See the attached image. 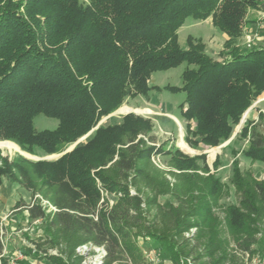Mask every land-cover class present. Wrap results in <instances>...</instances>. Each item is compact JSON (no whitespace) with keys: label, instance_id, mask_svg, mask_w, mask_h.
I'll return each mask as SVG.
<instances>
[{"label":"trees","instance_id":"obj_1","mask_svg":"<svg viewBox=\"0 0 264 264\" xmlns=\"http://www.w3.org/2000/svg\"><path fill=\"white\" fill-rule=\"evenodd\" d=\"M258 4L259 0H0V142H14L30 154L38 149L47 156L60 155L127 99L167 91L185 94L179 108L182 117L195 124L191 132L197 140L191 145L217 147L264 95V48L242 51L235 46L247 9ZM210 17L228 37L222 61L208 56L205 45L193 37H188L185 49L179 42V31L189 18ZM182 65V87L150 85L154 73ZM40 115L57 120V128L36 130L34 120ZM263 122L260 113L258 122L247 124L240 134L249 142L245 156L253 162L264 163ZM152 129L150 121L128 115L123 124L99 128L89 142L58 160L9 161L0 155V185L8 177L31 193L32 203L25 205L29 219L48 223L51 240L57 245L64 241L66 249L60 254L69 259L77 247L91 244L105 249L104 264H115L124 255L139 264L144 260L137 244L141 236L155 240L173 264H188L184 258L211 264L222 244L216 240L210 208L191 210L176 195L178 205L161 212L167 227L160 233L150 223L143 197L131 193L128 180L132 175L145 178L139 164L153 150L138 137ZM164 153L180 171L200 170L197 160L204 158L186 157L179 149ZM233 172L240 201L227 210L229 227L246 231L251 218L264 224V180L246 179L237 160ZM208 180V197L215 198L220 182L215 174ZM187 181L194 184L191 177ZM38 194L56 209L50 221L51 214L35 199ZM193 195L189 204L194 203ZM197 216L204 221L191 223ZM206 223L213 238L200 249L198 227ZM193 228L197 233L185 237ZM262 233L263 237L264 229ZM256 244V237H246L238 247L251 253ZM4 253L0 235V264H10ZM48 258L69 263L63 256ZM83 258L76 256L75 262Z\"/></svg>","mask_w":264,"mask_h":264},{"label":"rangeland","instance_id":"obj_2","mask_svg":"<svg viewBox=\"0 0 264 264\" xmlns=\"http://www.w3.org/2000/svg\"><path fill=\"white\" fill-rule=\"evenodd\" d=\"M188 37H193L196 41L202 42L205 45V53L212 59L222 61L220 53L224 51L228 37L214 26L212 17L205 21H197L189 18L179 31V42L183 49L186 48ZM235 46L242 51L264 48V0H259L257 8L247 9L242 36L235 41ZM185 68L186 65H182L169 71L154 73L152 77L153 82L150 85L161 88L165 86L182 87V74ZM157 93L151 92L146 98L138 97L135 99H127L120 109L103 118L97 126L104 129L121 125L123 124L124 118L128 115H135L136 117L151 122L153 127L152 131L148 133L147 130H143L138 137V139H143L147 142L148 148L153 149L151 154L139 164V168L145 172L146 176L145 178H140L132 175L127 182L131 193H139L143 197L147 209L150 211V223L154 225L155 231L160 233L167 227V217L163 216L161 212L167 211L171 205H178L176 195H179V197L185 200L186 206L191 207V210L195 209L194 211H197V207L201 205L210 208L212 212L211 218L213 220L215 219L216 222L217 239H215L222 244L219 253L215 256V261H210L211 264H264V236L262 237L261 235L263 234L264 224L262 220L255 218H251L252 220L248 219L247 230L240 232L232 230L227 222L228 208L231 206L238 207L240 201V195L232 182L234 161L237 160L242 173L248 175L245 176L246 179L264 180V163L253 162L245 156V152L249 149V142L240 136L244 126L253 122L257 123L260 113L264 115V95L255 101L246 111L241 119L243 123L240 122L235 127L229 139L222 140L215 148H209L201 144L191 145L192 141L197 140L191 132L195 130V124L184 119L179 108L185 101V94H173L167 91ZM123 108H128L131 111L126 114L121 113L120 111ZM168 108H172L174 112ZM170 116H174L179 120L182 133H180L179 126ZM261 124L260 131L264 133V122ZM34 125L39 132L46 130L53 131L57 128L58 121L40 115L35 118ZM93 136L94 133L78 146H83ZM150 138L154 139L151 143L149 142ZM181 139L194 151L193 154L186 153L180 148L179 141ZM1 143H13L18 146L11 141H2ZM19 149L20 152H10L0 148V155L9 161L24 158L34 163L38 161L32 159L33 157L42 160L49 157L38 149L34 150V154L25 152L20 147ZM173 149H179L186 157H204L197 160L200 170L180 171L177 169L171 155L164 153V150L169 151ZM211 152H213L214 158L211 157ZM215 165L218 166L217 169ZM206 169H209V172ZM107 171L108 175L112 179H115L113 170L107 169ZM210 174H215V177L221 185V189L215 198L208 197V190L211 184L208 180ZM189 177L192 178L194 184H186L188 183L187 179ZM119 182L123 183L121 180H117V183ZM23 190L25 189L13 183L8 177L3 178L0 193L4 197L8 196V198L0 202V235L3 236L6 248L11 244L10 249H13L10 255L6 249L4 260L9 261L10 264H56L48 258L50 256H63L64 259L68 260L67 254H60V251L66 249V244L62 239L59 240L58 245L51 240V234L48 232L50 229L49 224L40 220L31 221L29 219V213L25 205L32 203V195L28 196L26 194L27 196H22L20 191ZM193 193L194 203L189 204V195ZM104 196L106 198L110 197L106 193ZM36 198L41 201L47 213L51 214L49 221L52 220V214L55 211L50 207L48 201L42 199L40 194ZM18 203H20L19 208L16 206ZM15 218L17 224L14 222L16 227L13 230L12 221ZM190 221L191 223L198 224L204 220L202 216H197L191 218ZM6 223L9 224L6 225ZM198 229L197 236L201 242L200 249H203L213 237L210 234L208 223L202 225V227H198ZM51 230L52 232L54 231L53 229ZM196 231L193 228L189 233L185 234V237L197 233ZM246 237H256L260 241V244L252 246L251 253H245L238 247V242ZM13 241L16 245H12ZM137 244L142 249L144 255V260L140 261L139 264H173L166 252L159 249L158 243L155 240H146V238L140 236L137 239ZM79 247L75 249L74 255L69 259L68 264L83 263L85 257L80 263L75 262V257L80 256L77 253ZM18 253H22L23 257L18 258ZM88 253L89 255L86 261L89 262L99 256V253L95 250ZM184 260L188 264H194L190 259L187 260L184 258ZM115 264L134 263L124 255ZM182 264L184 263L182 262Z\"/></svg>","mask_w":264,"mask_h":264},{"label":"built area","instance_id":"obj_3","mask_svg":"<svg viewBox=\"0 0 264 264\" xmlns=\"http://www.w3.org/2000/svg\"><path fill=\"white\" fill-rule=\"evenodd\" d=\"M50 207L53 209V211H56V209L54 207H52L51 205H50ZM1 237H2V241H3V236L1 235ZM3 243H4V241H3ZM4 245H5V243H4ZM93 250H95L97 253H99V256L97 258H95L94 260L90 261V262L86 261L88 255H89L88 252L93 251ZM77 253L80 256L85 257V259H84L82 264H103L104 258L106 256V251H105V249L103 247H94L91 244H86V245L80 246L77 249ZM5 255H6V246H5V253H4L3 256L5 257ZM22 257H23L22 253H18V258H22Z\"/></svg>","mask_w":264,"mask_h":264},{"label":"bare ground","instance_id":"obj_4","mask_svg":"<svg viewBox=\"0 0 264 264\" xmlns=\"http://www.w3.org/2000/svg\"><path fill=\"white\" fill-rule=\"evenodd\" d=\"M130 111L131 110L128 109V108H125V109L123 108V110H121L120 112L126 114V113H129ZM179 146L186 153H190V154L194 153V151L182 139L179 141ZM0 148L3 149V150H8L10 152H13V151L20 152L19 147L14 145L13 143H0ZM27 157H29V156H27ZM211 157L214 158L213 152H211Z\"/></svg>","mask_w":264,"mask_h":264},{"label":"water","instance_id":"obj_5","mask_svg":"<svg viewBox=\"0 0 264 264\" xmlns=\"http://www.w3.org/2000/svg\"><path fill=\"white\" fill-rule=\"evenodd\" d=\"M241 123H243V121H241ZM99 127H96L94 130H92L89 134H87L85 137H83L82 139H80L79 141H77L74 145H72L70 148H68L63 154L60 155H54V156H49L45 159H38L36 157H33L32 159L37 160L38 162L40 161H53V160H58L59 158H61L62 156L72 152L76 147H78V145L83 142L86 138H88L91 134H93L96 130H98ZM1 143V142H0ZM221 148V147H220ZM29 158V157H28Z\"/></svg>","mask_w":264,"mask_h":264},{"label":"crops","instance_id":"obj_6","mask_svg":"<svg viewBox=\"0 0 264 264\" xmlns=\"http://www.w3.org/2000/svg\"><path fill=\"white\" fill-rule=\"evenodd\" d=\"M151 82H153V79H152V81ZM151 82H150V84H151ZM154 92H156V91H154ZM163 92H165V91H163ZM157 93V92H156ZM158 94V93H157ZM169 110H171L172 112H174L173 111V109L171 108H168ZM170 118L179 126V128H180V133H182L181 132V127H180V122H179V120H177L174 116H170ZM2 186V184L0 185V187ZM22 190V189H21ZM24 191H25V193H24ZM20 193H21V195L23 196V195H25V196H30L31 194L27 191V190H23V191H20ZM27 194V195H26ZM6 198H8V196H6V197H4L3 195H1V193H0V202L2 201V200H4V199H6ZM31 200V199H30ZM14 222L17 224V220H16V218L14 219V221H12V229L14 230L15 229V227H16V225L14 224ZM9 223H6V225H8ZM0 226H1V224H0ZM12 245H16V243L13 241L12 242ZM9 247V249L8 248H6L7 249V252L9 253V255H10V253H11V251L13 250V249H10L11 248V244H9L8 245ZM13 255H15L14 253H12Z\"/></svg>","mask_w":264,"mask_h":264}]
</instances>
